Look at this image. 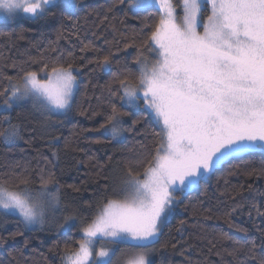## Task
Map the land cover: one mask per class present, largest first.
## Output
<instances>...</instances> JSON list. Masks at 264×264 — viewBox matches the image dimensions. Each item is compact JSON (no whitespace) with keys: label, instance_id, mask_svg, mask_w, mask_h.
Instances as JSON below:
<instances>
[{"label":"snow or ice","instance_id":"1","mask_svg":"<svg viewBox=\"0 0 264 264\" xmlns=\"http://www.w3.org/2000/svg\"><path fill=\"white\" fill-rule=\"evenodd\" d=\"M118 5L123 6L125 16L131 13L133 18L153 5L162 15L138 48L136 83H132V73L127 69L113 74L117 91L109 89L110 97L122 103L118 106L109 99L110 113L94 131L103 130L119 142L132 131L124 126L123 118L130 113L123 109L142 108L159 127V142L142 172L134 168L145 164L143 157L127 162L120 198L107 199L80 229L83 238L75 250L66 252L63 264H155L152 252L180 203V195L192 191L225 163L245 155H264V0H118ZM206 8L210 14L205 19ZM58 9L71 20L79 10V0H0V14L5 20L21 13L30 19H44ZM201 27L203 32L198 31ZM90 47L100 51L91 42L80 51ZM145 50L158 57L155 62L149 63ZM113 56L109 52L88 63L108 71ZM29 60L37 63L35 58ZM10 67L16 69L18 65L13 62ZM20 71L23 74L18 79L4 77L8 84L0 87V107L10 111L30 101L45 120L72 109L79 74L74 60L65 67L57 57L44 62L39 73L23 67ZM138 122L134 120L133 125ZM4 123L7 127H0V139L5 143L19 139V125L13 124L10 116L0 120V125ZM43 173L41 168L36 190L30 187V174L16 176L12 186L7 180L0 182V213L18 215L25 225H44L49 213L59 210L61 197L54 174L49 172L45 179ZM50 184L55 191L50 190ZM256 211L264 215L258 206ZM76 218L65 215L58 227L70 228ZM98 242L124 245L132 251L118 256L117 248L101 246L94 252ZM239 251L233 248L229 255ZM249 254L252 260L257 259L254 243ZM259 264H264V257L259 258Z\"/></svg>","mask_w":264,"mask_h":264},{"label":"trees","instance_id":"2","mask_svg":"<svg viewBox=\"0 0 264 264\" xmlns=\"http://www.w3.org/2000/svg\"><path fill=\"white\" fill-rule=\"evenodd\" d=\"M61 11L39 20L21 16L0 22V87L8 84L5 76L18 79L23 74L21 67L39 73L44 62L57 57L65 67L74 60L79 68L73 107L66 115L45 120L30 101L10 111L0 107V120L10 116L11 122L19 125L21 137L11 143L0 139V182L7 180L12 186L16 176L30 174V187L36 190L40 184L38 173L43 168L45 179L49 172L54 174L61 197L59 210L50 212V221L47 218L44 225H25L18 215L0 213V237L4 238L0 243V264H63L66 252L75 250L83 238L80 229L107 199L120 198L127 162L143 157L145 164L134 168L142 172L159 142L156 133L160 129L142 108L123 109L130 113L123 118L124 126L132 131L119 142L103 130H94L110 113L109 99L118 106L122 103L110 97L109 89L117 91L113 74L127 69L132 73V83H136L138 48L150 36L162 11L152 6L139 17L133 18L131 13L125 16L118 0H79V10L71 20ZM209 13V9L205 10L204 17ZM89 42L100 51L90 47L81 52ZM125 44L132 46L125 48ZM109 52L114 53L110 70L88 63ZM143 54L149 63L157 59L147 50ZM30 57L37 63H32ZM13 62L18 65L16 69L10 67ZM134 120L139 122L133 125ZM0 127H7V123ZM262 173L264 155H245L223 164L192 191L180 195V203L155 245V264H259V258L264 257V215H258L256 207L264 213ZM49 188L55 191L53 184ZM69 214L77 218L64 231L66 227L58 225ZM222 233L231 239H224ZM253 243L256 260L249 254ZM233 248L240 249L235 256L229 255Z\"/></svg>","mask_w":264,"mask_h":264},{"label":"rangeland","instance_id":"3","mask_svg":"<svg viewBox=\"0 0 264 264\" xmlns=\"http://www.w3.org/2000/svg\"><path fill=\"white\" fill-rule=\"evenodd\" d=\"M57 2H62V0H57ZM173 3H176V0H173ZM153 6H155V5H153ZM155 7H157V6H155ZM207 9H209V8H206L205 10H207ZM179 12H180V10L177 9V14H178V15H179ZM209 12H210V9H209ZM209 14H210V13H209ZM209 14H208V15H209ZM208 15H207V16H208ZM21 16H26V17H28L27 15L21 13V14L17 15L16 17L12 18V19L5 20V19H3L2 14H0V22L12 21V20H14V19H16V18H19V17H21ZM207 16H205L204 18L206 19ZM198 31L203 32V28H202V27H201V28H198ZM156 58H158V57H156ZM153 62H155V61H153ZM153 62H150V64L153 63ZM42 76H43V74H42ZM39 78H41V77L39 76ZM20 140H21V137H20L19 139L15 140L14 142H18V141H20ZM51 213H52V212H51ZM50 218H51V216L49 215V216H48V221H50V220H49ZM74 223H75V220H74L73 222H71V226H72ZM31 226H32V225H31ZM65 227H66V228L63 229L64 231L67 230V229H69V227H67V226H65ZM63 230H62V231H63ZM101 246L106 247V248H113V247L117 248V254H118V256H119L121 253L128 254L130 251H132V250L126 248L124 245H119V246H116V245H108L107 242H103V243L98 242V243L96 244V246H95V249H94L93 251H94V252H95V251H99V249H100ZM155 254H156V251L154 250V251L152 252V259L155 257Z\"/></svg>","mask_w":264,"mask_h":264}]
</instances>
